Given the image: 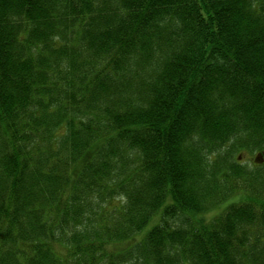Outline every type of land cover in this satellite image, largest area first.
Segmentation results:
<instances>
[{"label":"trees","instance_id":"trees-1","mask_svg":"<svg viewBox=\"0 0 264 264\" xmlns=\"http://www.w3.org/2000/svg\"><path fill=\"white\" fill-rule=\"evenodd\" d=\"M0 264H264V0H0Z\"/></svg>","mask_w":264,"mask_h":264},{"label":"rangeland","instance_id":"rangeland-1","mask_svg":"<svg viewBox=\"0 0 264 264\" xmlns=\"http://www.w3.org/2000/svg\"><path fill=\"white\" fill-rule=\"evenodd\" d=\"M218 212H220V209H219V208H217V209H213L212 211H210V212L207 214V217H212V216H214L215 214H217ZM150 226H151V224L146 228V230L149 229Z\"/></svg>","mask_w":264,"mask_h":264}]
</instances>
